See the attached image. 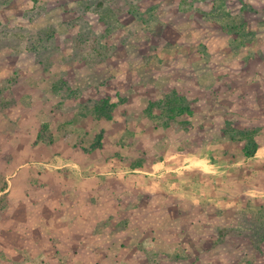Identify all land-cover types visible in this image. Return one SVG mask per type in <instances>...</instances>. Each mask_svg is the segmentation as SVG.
Listing matches in <instances>:
<instances>
[{"label": "rangeland", "instance_id": "1", "mask_svg": "<svg viewBox=\"0 0 264 264\" xmlns=\"http://www.w3.org/2000/svg\"><path fill=\"white\" fill-rule=\"evenodd\" d=\"M0 264H264V0H0Z\"/></svg>", "mask_w": 264, "mask_h": 264}, {"label": "crops", "instance_id": "2", "mask_svg": "<svg viewBox=\"0 0 264 264\" xmlns=\"http://www.w3.org/2000/svg\"><path fill=\"white\" fill-rule=\"evenodd\" d=\"M214 28H216V27H214ZM248 59H247V57H243V58H241V61L242 62H244V61H247ZM198 159H200V158H198ZM197 161V160H196ZM200 161V160H199ZM200 163H203V161L202 162H195V163H191V165H193V164H197V165H199ZM75 166H77V164L75 163L74 164ZM78 169H80V170H82L81 168H79L78 167ZM137 169H142L141 167H133L132 166V168L130 169V171L132 172V171H136ZM131 172H129V173H131ZM107 173H109L108 171H107ZM103 174H105L104 172H97V175H94V174H88L86 177H85V179L87 180V181H92V180H97L95 177L96 176H98V175H103ZM11 179V178H10ZM99 179V178H98ZM99 181V180H98ZM9 182H10V180H9ZM68 200H70L69 198H68ZM89 203H90V201H89ZM79 204H80V209H82V208H87L86 206H85V204L82 202V201H79ZM91 204V203H90ZM71 205L72 204H68V206L67 207H71ZM73 206V205H72ZM94 206V204L93 205H91V206H89L90 208L91 207H93ZM66 207V206H65ZM73 207H75V206H73ZM96 236V235H95ZM92 237V236H91ZM130 237H133V239H134V241L135 240H139L140 238H138L139 237V235H133V236H130ZM102 255L103 256H106V253H104V251H103V253H102Z\"/></svg>", "mask_w": 264, "mask_h": 264}, {"label": "trees", "instance_id": "3", "mask_svg": "<svg viewBox=\"0 0 264 264\" xmlns=\"http://www.w3.org/2000/svg\"><path fill=\"white\" fill-rule=\"evenodd\" d=\"M182 101L185 102V100L183 98H181ZM167 111L169 113L170 116L173 117V115L175 113H178L180 115V113H191V110H189L188 108H186V106H183L179 100L178 97L174 96L171 105L167 108ZM38 137L40 138V133H38Z\"/></svg>", "mask_w": 264, "mask_h": 264}]
</instances>
